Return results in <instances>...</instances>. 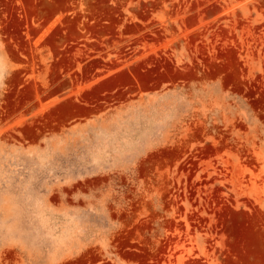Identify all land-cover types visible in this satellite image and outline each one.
I'll list each match as a JSON object with an SVG mask.
<instances>
[{
  "label": "rangeland",
  "instance_id": "374dc122",
  "mask_svg": "<svg viewBox=\"0 0 264 264\" xmlns=\"http://www.w3.org/2000/svg\"><path fill=\"white\" fill-rule=\"evenodd\" d=\"M0 264H264V0H0Z\"/></svg>",
  "mask_w": 264,
  "mask_h": 264
}]
</instances>
